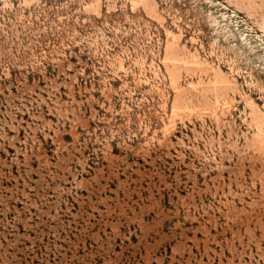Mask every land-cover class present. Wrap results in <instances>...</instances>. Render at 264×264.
Returning <instances> with one entry per match:
<instances>
[{"label":"rangeland","instance_id":"obj_1","mask_svg":"<svg viewBox=\"0 0 264 264\" xmlns=\"http://www.w3.org/2000/svg\"><path fill=\"white\" fill-rule=\"evenodd\" d=\"M0 264H264V0H0Z\"/></svg>","mask_w":264,"mask_h":264}]
</instances>
